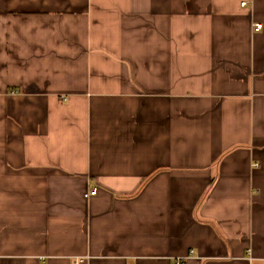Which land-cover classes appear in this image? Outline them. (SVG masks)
Here are the masks:
<instances>
[{"label": "crops", "instance_id": "1", "mask_svg": "<svg viewBox=\"0 0 264 264\" xmlns=\"http://www.w3.org/2000/svg\"><path fill=\"white\" fill-rule=\"evenodd\" d=\"M177 261L264 264V0H0V264Z\"/></svg>", "mask_w": 264, "mask_h": 264}, {"label": "built area", "instance_id": "2", "mask_svg": "<svg viewBox=\"0 0 264 264\" xmlns=\"http://www.w3.org/2000/svg\"><path fill=\"white\" fill-rule=\"evenodd\" d=\"M261 28H262V27H261L260 24H255V25L253 26V30H255V31H260ZM253 166H256V164H254ZM95 194H96V190L94 189V190L91 191V192L89 191V193L85 195V198H87V197H91V196H94ZM75 264H78V263L76 262ZM176 264H181V262H180V261H177Z\"/></svg>", "mask_w": 264, "mask_h": 264}]
</instances>
